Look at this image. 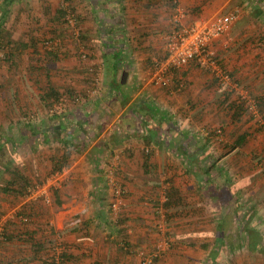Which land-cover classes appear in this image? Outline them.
<instances>
[{
  "label": "crops",
  "instance_id": "crops-1",
  "mask_svg": "<svg viewBox=\"0 0 264 264\" xmlns=\"http://www.w3.org/2000/svg\"><path fill=\"white\" fill-rule=\"evenodd\" d=\"M3 1L0 0V5L4 3ZM28 1L30 3L27 4ZM119 1L124 7L122 9L125 16L122 24L124 48L118 63V72L112 76H121L124 71H128V77L124 87L120 89L121 96L114 92L112 97H104L113 98L108 100L112 105L115 104V109L119 113L107 115L101 120L95 119L94 126L85 118L77 123L72 117L63 118V121L54 127L43 125L41 131L37 132L25 128L29 126L27 125L29 122L25 127L13 124V122H22L23 118L27 121L33 120L29 117H19L17 114L10 113L0 116V122L3 124L12 123L1 128L3 132L1 136L5 138L0 139L3 148L7 144L6 138L11 139L17 146L19 143H26V147L30 148L31 146L37 148V145L44 147V151L35 149L33 155L36 157L34 161L30 159L32 165L38 161V170H48V166L52 169L53 160L69 155V162L60 170L51 173L56 180L52 204L49 205L51 216L58 219L60 214H63L65 219L71 220L74 215L81 212L83 218H90L92 216L90 203L93 198L98 201L94 217L101 220V224L105 226L104 229L88 227V230L81 228L63 231L56 223L57 225L52 226L49 231L48 224L44 222L45 218H42L38 221L41 227L39 240L41 242L48 240L46 239L48 234L51 238L53 232L61 236L59 239H62L60 243L62 246L59 247L66 255L63 264H140L142 260L139 256L140 250H152L151 246L154 249V239L152 240L151 237L156 238L157 234L138 223V218L149 216L145 210L150 208L145 207L144 210L143 204L140 206L137 202L142 200V197H150L149 201L159 204L165 199L164 195L166 198L181 197V201L177 203L171 199L172 203L167 206L169 208L160 207L163 209V216L172 219V223L176 224L177 218L185 214L183 211L188 208L183 197H195L193 207L190 205L193 208L191 211L196 212L193 218L199 220L210 218L208 222L212 221V227L188 224L171 226L170 222L169 228L164 232L165 235L167 234L165 241L160 244L169 250L159 258L155 257L151 264H221L222 262L251 264L249 256L245 253L234 258H240L241 261L233 259L227 261L226 258H229L233 247L227 248L226 245H230V240L225 241V234L230 232L243 236L250 230H252L250 233H254L255 229L247 230V228L239 227L235 232L230 222L226 220L233 219L231 213H234L237 208L229 210V214L222 217L224 212L222 206L214 207L213 204V209L207 205L209 202L215 203L217 199L221 202L222 197H231L230 199L232 197H264V130L256 132L254 123L260 113L254 112V115L253 112L246 111L242 116L234 119L230 104L239 102L242 98H240L241 94L240 96L236 94L237 89L226 90L225 87H220L208 70L196 65L176 71L175 81L169 87L153 85L149 81V73L154 68L156 59L166 56L165 36L172 28L173 0H124L125 5L121 3L123 0ZM254 1H239L242 4L237 7L240 18L236 22V32L231 33L235 24L229 30V34H232L235 39L232 45L230 44L231 51L227 53L223 39L213 43L216 54L222 55L230 62L229 71L240 81L251 103L264 95V31H262L264 30V8H258L256 13H252ZM52 2L54 0L11 2L8 6L10 17L5 20L2 27L6 41H15L16 44L27 43L29 41L27 37L31 35L30 29L36 26L37 21H40L41 25L43 23L39 19L43 17V5L49 6L55 13L58 3ZM179 2L190 15L184 20L185 24H189L191 20L213 18L238 4L236 0H179ZM71 4L75 6L74 2ZM107 4L110 5L111 2ZM74 8L77 9L79 6ZM93 10L94 7L91 8V13L94 12ZM54 26L59 27L56 22ZM84 27L86 30L88 25L84 24ZM230 45L226 48L231 47ZM28 48L31 47L21 49L22 52H16V55L25 60ZM104 52L103 49L94 51L93 66L86 67L88 74L92 75L95 70L103 73ZM2 74L6 76V79ZM10 74L11 72L9 73L1 63L0 85L4 86L0 90H10L13 83L11 79L13 76ZM2 91L1 97L6 93ZM8 96L10 99L13 98L8 92L6 101L9 99ZM6 109L9 111L11 106H7ZM130 110L132 111L129 112ZM124 123L134 125L131 131L135 133L129 132L131 126L126 128L123 126ZM202 123L206 126L212 127L213 124L214 127H222L224 133L218 138L219 140H216L214 134L209 132L210 130L207 133L202 132L201 129L197 130ZM178 125H181V129ZM204 126L203 129H205ZM89 130L94 131L91 134ZM246 131L249 132L247 145L233 148L236 138ZM131 137L137 140L127 143ZM146 139L152 141L147 144ZM51 144L52 149L49 147ZM148 148L153 151L152 156L149 157L150 160L144 155V150ZM102 153H106L105 158L108 159L102 162V166L99 165L102 170H94L93 164L89 161V154L96 157V154L100 156ZM113 157H118L120 160L116 167L118 177L120 183L130 190L128 197L132 201L131 210H133L131 218L127 216L129 219L125 220L126 216H121L123 221L119 220L120 222L118 221L119 223L114 226L108 213L105 216L108 221L103 219L107 209L92 193L95 187L96 191H100L102 185L109 187L106 180L108 168L105 166ZM94 163L97 165V162ZM207 169H211L209 174L206 172ZM21 170L25 172L23 168ZM191 171L195 172L192 176ZM162 174H167L164 179L166 182L160 180ZM25 175H27L26 172ZM50 178L47 177L46 182ZM163 189H166V193ZM107 194L110 195L109 189ZM4 206V202L0 200V207L6 208ZM42 207L47 208L44 205ZM134 207L143 209L135 210ZM44 209L41 210V217L46 215ZM108 222L109 226H106ZM256 231L260 236L262 235V228ZM107 233L110 237H105ZM211 234L214 237L210 236ZM260 236L256 244L261 240ZM52 239L54 240L53 237ZM245 240V244H239L242 248L244 247V251L250 245L247 237ZM252 244L250 247L254 249V243ZM56 247L53 246L51 249L46 245L44 253L48 252V254H42V257H51ZM183 248L186 249L187 255H178L177 252L182 253ZM226 249L229 253L224 258L223 250ZM49 259L46 264H50ZM3 264H9V262ZM11 264L19 263L17 259H13Z\"/></svg>",
  "mask_w": 264,
  "mask_h": 264
},
{
  "label": "rangeland",
  "instance_id": "rangeland-1",
  "mask_svg": "<svg viewBox=\"0 0 264 264\" xmlns=\"http://www.w3.org/2000/svg\"><path fill=\"white\" fill-rule=\"evenodd\" d=\"M111 5H113L116 0H110ZM238 1V2H237ZM239 1L244 0H236L237 6L231 8L230 10H227L225 12H221L218 15L226 14L232 10L237 9L239 5L242 4L239 3ZM75 3V6H79V8H75V11L73 13L75 14L76 18L79 17V23L78 27L75 29L68 26V23L65 19V16L60 19L58 23L59 27L56 28L54 26V23L51 19H55L54 15L56 13H53L54 11L52 9L49 10V12L44 11V5H43V17L39 18L42 20V25L40 24V21H37L36 26L33 29H30L31 35L27 37V39H31L33 37H36L37 39V52H35L34 47L28 48L27 54H25V60H23L22 57L18 58V60L15 61V64L11 63V61H3V64L5 66V69L12 75L11 78L13 80V83L11 84V89L9 90H0L5 94L3 96H0V116L5 113H10L12 115H18L19 117H29V119H33L30 121H27V119L23 118L22 122H13V124H19V126L27 125L25 128L31 130L41 131V128L43 125H50L54 127V125H57L60 123V121H63L64 119L74 118V120L80 122L83 118L86 120L88 119V122H90L91 125H95V119L104 118L107 115H113L119 113L118 110L115 108V104L112 105L111 101L113 98H104L101 95V89L103 87L102 85V71H93L92 75L88 74L89 71L86 67L93 66V59L95 58L94 51L95 50H102V38H100V33L98 30V21L96 20V16L99 14V18L102 17L101 11H94L91 13V6L89 0H54V4L58 3L57 9L61 8L64 3H67L68 5L71 3ZM124 4V0L121 2ZM72 5V4H71ZM125 5V4H124ZM73 6V5H72ZM73 6V7H75ZM123 7V5H122ZM120 6H116L118 10L122 13L123 20L125 19L124 16V9H122ZM264 8V0H255L253 4V10L252 13H256L258 8ZM124 8V7H123ZM33 10V9H32ZM35 10V9H34ZM239 10V9H238ZM264 11V10H263ZM189 15V12H188ZM186 16L188 19L189 16ZM240 16V15H239ZM215 17V16H214ZM213 17V18H214ZM255 17V16H254ZM256 16L255 18H257ZM185 18V19H186ZM240 18V17H239ZM238 18V20H239ZM210 19H198V20H191L189 24H193L195 22H198L199 20H211ZM237 20V21H238ZM236 21V22H237ZM65 22V23H64ZM236 22L233 24L235 27L231 33L236 32ZM261 21H259L260 23ZM84 24L88 25V27L85 30ZM232 27V26H231ZM37 30V32H36ZM231 30V28L229 29ZM229 30L224 33L219 39H223V43L225 46V49L228 51H231L232 44L234 42V36L232 34H229ZM253 28L251 29V31ZM261 30V28H260ZM262 31H264L262 29ZM253 33V32H252ZM83 34L86 35V38H83ZM96 36H93L95 35ZM217 39V40H219ZM216 40V41H217ZM51 41V42H50ZM231 44V45H230ZM231 46L229 48H226L228 46ZM13 50L15 52H19L21 48H19L18 44H13ZM215 50V49H214ZM50 51H57L59 54V57H53L50 53ZM229 55V54H228ZM19 57V56H18ZM97 57V56H96ZM218 57L222 60L224 66L228 69L230 62L227 61V58L218 55ZM20 59V60H19ZM159 59V58H158ZM13 61V62H14ZM87 62V63H86ZM89 65V66H87ZM205 70V69H204ZM230 70V69H228ZM207 71V70H206ZM123 74V73H122ZM121 74V77H122ZM104 75L106 77V73L104 72ZM4 76V74H2ZM93 76V77H92ZM6 79V76H4ZM150 77V73H149ZM49 85H53L56 87H59L62 92L61 98H47L45 96V91ZM75 93H70V91ZM66 90V92H65ZM240 89L237 90V95L240 96L239 93ZM10 92L11 97L8 96V101H6L7 93ZM235 94V95H236ZM118 96H121L120 93H117ZM99 97H102L101 101L98 103L96 107L92 106V101L94 99H99ZM241 97V96H240ZM13 99V101H12ZM108 103V105L106 104ZM8 104V105H6ZM7 106H11V109H6ZM7 111H6V110ZM130 110L129 112H131ZM6 115V114H5ZM17 117V116H16ZM41 117V118H40ZM43 117V118H42ZM88 117V118H86ZM90 118V119H89ZM28 119V120H29ZM43 119V121H42ZM78 119V120H77ZM9 122H5L4 124L0 122V139L4 140L1 135H3L2 129L3 126L7 125ZM45 123V124H44ZM255 123V130L258 132V130L262 131L264 130V117L262 115H258ZM12 124V123H9ZM69 124V123H68ZM91 125H89L91 127ZM205 129H203V126ZM200 127L197 128V130H200L204 133H207L209 130L210 133L214 134L216 137V140H219L218 138L224 133L222 127H214L212 124L211 126H206L205 123H202ZM126 128L130 127L129 132L133 129L134 125H128V123H124ZM179 129H181V125H178ZM186 129V128H184ZM203 129V130H202ZM94 131V130H93ZM92 130H89V133L92 134ZM165 132V131H163ZM16 140V138H14ZM18 139V138H17ZM6 146L4 148L2 147L0 149V200L4 202V205L6 208L0 207V226L5 228V237L0 239V264L9 262V264L12 263L13 259H17L19 264H46V261L48 258L50 264L51 257H42V254H48V252L44 253L46 245L49 246L52 249L53 246H62L60 244L62 242V239L59 238L61 236H58L57 233L53 232L51 234V238H49L48 234V240H44L45 238H42L45 241V247H40L39 242H41L38 238L39 235V222L42 218H45L44 222L48 224L49 231L52 228V226L57 225L58 223L59 229L65 231V229H71V230H80L81 228H99L104 229L105 226L101 224L99 219L97 217H94L96 214V209L98 205V201H96L94 198L92 199L90 206L92 210V216L90 218H83L82 213L76 214L71 218V220L65 219L63 217V214H60L59 218L56 219L54 216H51V212H49V208L52 204L51 199L53 197V192L55 191V178L52 176V172H50L51 168L48 166V170H38L37 165L38 161L32 163L30 162V159L34 161V151L35 149H40L41 151H44V147L42 145L35 148L34 146L26 147V143L21 144L17 146L14 145L11 139L6 138ZM51 143L52 137H50ZM96 140V139H93ZM129 141L127 143H131L136 141V138H129ZM50 149L53 148V145L51 144ZM131 149L130 147L128 148ZM26 150V151H23ZM30 150V152H29ZM107 152V151H106ZM106 153H102L100 156L96 154V157H94L93 154H89V161L94 166V170L101 169L99 165L102 166V162H106L105 158ZM92 155V156H91ZM116 156V154H114ZM154 156V155H153ZM92 157L93 160H92ZM170 157V156H169ZM97 158V159H96ZM105 158V159H104ZM256 158V156H254ZM258 162L260 160L256 159ZM255 160V161H256ZM42 161V160H41ZM110 163H107L108 165L104 166L107 167V172L114 168V175L115 178L120 181L117 173V166L119 163L118 157H113L112 160H110ZM43 162V161H42ZM97 165H94L95 163ZM23 168L25 172L28 175V178L31 180V185H39V184H46L48 186V197H50L49 202H44L43 199L38 197L37 195H27V192L25 195H14L12 193L6 192L5 187L8 185H12L15 188L21 187L23 184L19 185L20 183H16L13 180V173L17 169ZM37 168V169H36ZM50 168V169H49ZM102 170V169H101ZM94 174H98L97 172H94ZM195 174L194 171H191V176ZM167 175V174H166ZM166 175L162 174L160 177V180H163L166 178ZM47 177H51L50 180L46 182ZM107 180V176H106ZM121 182V181H120ZM166 182V181H164ZM108 183V181H107ZM123 185V184H122ZM109 186V184H108ZM31 187V186H29ZM128 189V187H126ZM107 189V190H106ZM108 189L110 190V195L107 194ZM129 193L130 190L128 189ZM163 191L166 193V189H163ZM95 194V197H98V200H101L100 202L103 204L102 206H105V209H107L106 213L111 216L112 218V224L113 226L117 223H119L120 219L122 220L121 216L124 217L125 220L131 218V199L130 197H127V203L128 206L126 209L117 210L114 212L111 208V200H112V189L109 187H106L102 185V189L100 191H96V187L94 191L92 192ZM164 194V193H163ZM163 202L155 203L153 201H149L150 197L147 198H141L139 202H137V205L143 204L144 210L147 208H150L149 210H145L148 214L146 217H140L138 218V223H140L141 226H144L145 228L150 229L151 232H155L157 234L156 238L152 236V240L154 239V249L153 246H151V249H141L140 250V258H142L140 264L143 263L144 259L150 260L151 263H153L155 257H160L162 254H166V252L169 250L168 248H165L160 246L162 241H165V235L164 232L167 231L170 225H192V226H201V225H207L208 227H212V221L210 223L208 222V219H195L193 218L194 214L196 212L191 211L190 205L193 207V202L195 197H183L185 198V205H188L187 209H184L183 212L185 214L180 215L179 218H177L176 224L172 223V219L168 218L167 216H163L162 211L163 208H169L167 207L166 201L168 200V197L166 198V195H164ZM221 202H218L219 199L215 200V203L209 202L208 207L211 208L214 204V207L222 206V210L224 211L222 213V217L229 214V210L237 208L236 213H231L233 219L229 221L226 220V222H230L231 228L236 232V229L239 227L247 228L248 229H257L260 230L262 228L263 232L261 235V240L258 242V249L254 251L255 249L251 248L250 245H248V249H245L244 247L240 246L239 244L244 243L246 234H243V236L234 233H226L225 234V241L228 242L230 245H226L233 247V250L229 253V251L223 250L224 258L227 253H229V258H226L227 261L230 259L241 261L240 258L234 259L237 257V255H240L241 253H245L247 256H249L248 259H250L251 264H264V197H237L230 199L231 197H222ZM237 200V201H236ZM53 201V200H52ZM147 203V204H145ZM256 212H255V206ZM46 206L47 208H43L42 206ZM50 205V206H49ZM159 205V206H158ZM211 205V206H210ZM4 206V207H5ZM213 208V207H212ZM44 209V214L46 212V215L44 217H41V210ZM133 209L141 210L142 207L137 208L134 207ZM214 209V208H213ZM48 210V211H47ZM95 211V212H94ZM159 211L161 213H159ZM29 214L30 221L26 223H21L18 219V213H23L26 215V213ZM140 212V211H139ZM137 213V212H136ZM151 215V216H150ZM254 215V216H253ZM201 223H197L196 221H201ZM119 221V222H118ZM175 221V220H173ZM225 221V220H224ZM160 224H163V227L161 228L159 226ZM168 223V224H167ZM90 224V225H89ZM111 225V224H110ZM106 226H109V223H107ZM236 227V228H235ZM162 229V230H161ZM88 230V229H87ZM59 231V230H57ZM103 232V230H100ZM252 231V230H250ZM44 233V231L42 232ZM7 234V235H6ZM55 234V235H54ZM100 234V232H98ZM209 235V234H207ZM57 236V237H55ZM210 236L214 237L213 234ZM44 237V236H43ZM54 238V240L52 239ZM105 237L108 236V233ZM105 237L104 240H105ZM197 237V236H196ZM199 237V236H198ZM56 238V239H55ZM213 240V238H212ZM212 240H209L210 242ZM233 242L234 244L232 245ZM245 244V243H244ZM237 245V246H235ZM238 247V248H237ZM37 249L39 251H37ZM153 251V253H152ZM186 249H182L181 252H177L179 255H187V252H185ZM259 251V253L257 252ZM64 252V251H63ZM251 252V253H250ZM149 253V254H148ZM157 253V255H156ZM233 253V254H232ZM236 254V255H235ZM257 254V255H256ZM145 257V258H144ZM66 258V256H65ZM144 258V259H143ZM260 259H263L262 261ZM65 261V260H64ZM63 261V263H64ZM48 263V261H47ZM225 264V262H222L221 264Z\"/></svg>",
  "mask_w": 264,
  "mask_h": 264
},
{
  "label": "built area",
  "instance_id": "built-area-1",
  "mask_svg": "<svg viewBox=\"0 0 264 264\" xmlns=\"http://www.w3.org/2000/svg\"><path fill=\"white\" fill-rule=\"evenodd\" d=\"M173 4L172 28L165 36L166 56L162 59H156L154 68L150 71L149 81L158 87H169L175 81L176 71L196 65L199 68L208 70L217 79L220 86L240 89L239 93L242 98L251 103L249 97L244 93V87L234 81L232 73L216 58L217 54L213 48V43L238 20L239 10L235 9L226 14L215 16L208 21L199 20L193 24H185L184 20L188 15V11L181 6L179 0H173ZM67 6L68 4L64 3V7L66 8ZM65 19L69 27L73 29L78 27L77 18L72 10H67ZM256 112L258 111L255 110ZM146 151L148 152L149 148ZM114 173V168H111L106 176L112 189L111 208L116 212L117 210L126 209L128 206L127 197L129 191L115 178ZM47 188L46 184H36L29 187L26 196L35 194L43 199L44 202H49L50 197L47 195ZM17 215L21 223L30 221L28 215L23 213H18ZM159 226L162 228L163 224L159 223ZM4 237L5 228L0 226V239ZM62 253L61 247L55 248L51 255L52 264H63ZM150 262V260L146 261L144 259L142 264H149Z\"/></svg>",
  "mask_w": 264,
  "mask_h": 264
},
{
  "label": "trees",
  "instance_id": "trees-1",
  "mask_svg": "<svg viewBox=\"0 0 264 264\" xmlns=\"http://www.w3.org/2000/svg\"><path fill=\"white\" fill-rule=\"evenodd\" d=\"M16 0H4L3 4L0 5L1 6V14H0V64L3 63V61H11V63H13V65L15 64L14 59L17 61L18 58L17 57L18 54L16 55V52L13 50V44L16 42L14 41H6V37L4 36L2 31V27L4 25V22L6 19H8L10 17V10L8 9V6L11 2H14ZM71 1V0H69ZM90 3L92 4V7H94L93 11H101L102 13V17L99 18V14L96 16V20L98 21V30L100 33V38H102L103 42H102V49L105 50L104 52V61H105V68L103 70L102 73V89H101V95L102 97H112V94L115 93H120V89L122 87H124L125 83L122 82V77L121 76H116L113 77L112 74L118 72V63L120 61V58L122 57V52H123V48H124V43L122 41L123 38V19H122V13L118 10V8H116V6H120L122 7V5L120 4L119 0H116L115 5H109L107 4L108 2L110 3V0H89ZM30 3L29 1L27 2V4ZM105 6H102L104 5ZM108 5V6H107ZM45 7V6H44ZM51 8L49 6H46L44 8V11L49 12ZM70 9L72 11H75V8L69 4L66 8L64 7V5L56 10V13L54 15L55 19H51L53 22H59L60 19L62 17H64L66 15L67 10ZM79 17L77 16V21L79 23ZM65 23V22H64ZM86 38V35L83 34V38ZM37 39L36 37L31 38L27 43H19V48H21L23 50V48H26L27 46L30 47H34L35 52H37ZM22 50H20L19 52L21 53ZM15 52V53H14ZM18 52V53H19ZM51 55L54 57H59V54L57 53V51L53 52L50 51ZM216 58L219 60L220 63L223 64L222 60L218 57V55L216 56ZM20 60V59H19ZM14 61V62H13ZM224 65V64H223ZM111 68V69H110ZM104 72L106 73V77L104 75ZM128 72V71H127ZM233 75V74H232ZM216 81L217 79L215 77H213ZM234 81L237 82L238 84L241 85L240 81L238 79H236L233 75ZM218 82V81H217ZM4 85H0V88L3 87ZM222 87V86H220ZM229 87L225 88L226 90H228ZM11 89V87H10ZM66 92V90H65ZM70 93H75L72 91H70ZM62 92L60 90L59 87L53 86V85H49L45 91V96L47 98H61L62 97ZM102 97H99V99H94L92 101V106L96 107L98 105V103L101 101ZM242 97V96H241ZM240 97V98H241ZM239 98V99H240ZM110 99V98H108ZM230 108L232 110V117L234 119L242 116L246 111H251V112H255V110H257L258 112L256 113H260V115H262L264 117V95H261L260 97H258L254 104L247 102L246 99L241 98L239 102H233L232 104H230ZM255 115V113H254ZM169 121L168 118L166 119V122ZM168 123V122H167ZM249 132H243L242 134H240L235 141V144L233 145V148H238V147H243L245 145H247L248 141H249ZM146 143L148 144V142L150 143V140L146 139ZM2 145L0 144V149H1ZM146 155V158L148 160H150V156H152V150L149 148V151L147 152L146 149L144 150ZM69 155H65L63 156L61 159L59 158L58 160H53V168L51 169V172H56L58 170L61 169V167L64 164H67L69 162ZM211 171V169H207L206 172L207 174H209ZM13 180L19 185L23 184L21 187L19 188H15L14 186H6L5 187V191L12 193L14 195L20 196V195H25V193L27 192V188H29V186H33L31 185L32 182L31 180L28 178L27 175H25V172L21 169H17L14 173H13ZM169 194V193H168ZM172 196V195H171ZM175 201L176 203L181 201V197H168V200L166 201L167 206L170 205L172 203V200ZM257 207V203L255 206V212ZM237 210V209H236ZM26 213V212H24ZM236 213V211L234 212V214ZM26 215L29 216L28 213H26ZM107 215V213H105L103 219L105 218V221L107 222L108 220L106 219L107 217H105ZM254 216V215H253ZM99 221H101L99 219ZM120 221H123L120 219ZM109 223V222H108ZM107 225V224H106ZM251 231H249V233H245L247 240L249 241L248 243L250 245H253L252 243H254V249L258 248V236H260V234L255 230L254 233H250ZM7 235V234H6ZM245 237V239H246ZM261 237V236H260ZM51 245V244H50ZM49 245V246H50ZM39 246L40 247H45V242H39ZM37 251H39L37 249ZM62 256L64 258V260L66 259L64 255V252L62 253Z\"/></svg>",
  "mask_w": 264,
  "mask_h": 264
},
{
  "label": "water",
  "instance_id": "water-1",
  "mask_svg": "<svg viewBox=\"0 0 264 264\" xmlns=\"http://www.w3.org/2000/svg\"><path fill=\"white\" fill-rule=\"evenodd\" d=\"M127 77H128V72L124 71L122 74V82L125 83L127 81Z\"/></svg>",
  "mask_w": 264,
  "mask_h": 264
}]
</instances>
